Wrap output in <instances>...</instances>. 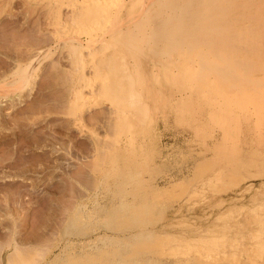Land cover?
<instances>
[{
  "label": "rangeland",
  "instance_id": "374dc122",
  "mask_svg": "<svg viewBox=\"0 0 264 264\" xmlns=\"http://www.w3.org/2000/svg\"><path fill=\"white\" fill-rule=\"evenodd\" d=\"M45 2L49 0H0V131L6 121L13 128L21 119L35 135L48 136L56 146L40 147L34 134L22 136L18 130H8L12 138L0 139V157L7 144L20 145L0 162V264H49L54 256H59L58 264H109L107 256L82 249L94 241L103 245L107 237L117 238V252L126 256L135 252L143 260L139 264H145L146 253L151 256L149 264H226L238 249L241 255L250 252L253 234L264 230V136L252 138L254 131L244 126L231 132L227 143L210 146L207 120L202 118L204 125L198 126L193 119L204 113L199 106L190 110L186 101L174 100L178 87L167 79L172 70L167 66L175 60L166 64L169 58L165 57L171 54L175 59L183 51L162 41L148 45L150 34L132 28H127L129 33L121 35L117 45L110 43L107 49L98 43L92 46L94 54L80 57L86 73L78 81L89 97L70 104L67 99L76 72L67 54H60L62 44H56L54 35L67 37L68 31L61 27L72 18L74 22L82 18L77 11L81 6L78 3L75 11L64 4L60 21H55L52 3ZM123 39L133 42L137 50ZM106 50L113 53L109 66L115 71L93 72V67L106 62ZM36 52H41V64L34 83L12 89L23 82L20 72ZM120 79L124 90L115 82ZM130 94L141 103L136 104ZM107 100L126 106V127L116 122ZM72 115L80 120L81 129L74 126ZM12 174L19 177H9ZM124 194L128 206H114ZM260 213L263 218L257 220ZM138 228L140 235L135 233ZM151 233L164 235L169 242L162 239L158 244ZM150 239L155 241L148 246Z\"/></svg>",
  "mask_w": 264,
  "mask_h": 264
},
{
  "label": "bare ground",
  "instance_id": "6f19581e",
  "mask_svg": "<svg viewBox=\"0 0 264 264\" xmlns=\"http://www.w3.org/2000/svg\"><path fill=\"white\" fill-rule=\"evenodd\" d=\"M49 2L52 3L53 5L52 6L53 11L57 13L56 16H54L56 17L55 21H60V13L62 11L61 7L64 6V4H68L67 6H73V8H75L74 10L76 11L77 8L75 6H77V4L80 3L79 4L81 6L80 9H82L80 10L78 8L79 10H77L81 12L82 18L77 19V22H74L73 18L72 19L70 18L72 21L70 20L69 24L64 23V21H66L65 17L67 16L66 15L67 13L66 14L63 13L64 16L65 15L66 16L63 18V20L64 19L65 20L64 21L62 20L64 24L62 25L61 28L62 29L65 28V30L68 31L66 38L60 37L59 34L54 35L57 41L56 44H60V45L62 44V52H60V54L63 52L67 54V56L69 57L68 59L70 63L74 66V71L76 72L72 78L73 83L71 84L73 87L71 86L69 90L71 95L69 99H67L69 100L70 104L75 105L80 101H84V100L86 101V99L89 97L88 95L89 93L86 94L84 91L83 88L84 85L81 86L82 83L78 81V78L80 80V78L84 77L83 74L86 73L85 63L81 61L83 59L80 57H84L85 54L86 56L92 55V52L94 54V51H91L92 46H97L98 43L104 44V46L107 49L111 48L110 43L111 44L114 43L113 44L114 46L117 45L120 42V36L129 33V31L128 33H126L127 28H132L131 29L132 31L133 29H135L136 31H141V33L143 34L144 32L145 33L148 32V34H150V36L146 38L148 45L153 46L155 44H158V42L162 41L165 44L168 43V46H170L169 48L173 46L175 47V49L178 48L181 51H183V53L180 52L178 56H176L175 53L177 59L176 58L174 59L173 58L174 56H171V54H167V57H165L166 60L169 58L166 64L175 60L174 61L175 63L173 62L174 63L173 66L172 65L171 67L167 66L172 69L171 71H169L170 73L167 79L171 81L173 85L178 87V93L174 94L173 97L175 98L173 97L172 98L174 100L186 101V103L189 105L187 106L189 107L190 110L191 108H195L198 106L200 107L201 111L204 114H196L193 119L197 120L198 126H200L201 124L204 125L203 122L205 121H203V119L207 120L205 124H209V126L208 125L205 126L208 128L210 127V130L206 132L210 140V146L211 145L215 146L219 142H222L224 144L227 143V141L231 140V139L228 140L229 137L231 136L230 135L231 132H233L235 129L240 130L244 126H250L252 131H254V135L252 134L253 135L252 138L259 137L261 135L264 136V0H49ZM49 2L48 3L45 2V3L49 5ZM172 3H174V6H172L171 8L170 6L172 5ZM175 3L177 4L176 6H179L178 10L174 8L176 7ZM49 13L47 11L48 15ZM76 14L77 12L74 15ZM71 17H74L73 14ZM49 20L50 19H48V21ZM129 36L130 35H128V37ZM126 39L132 40L134 38L132 39L126 38ZM142 39H143L142 36L139 35V40L141 41ZM127 40H126V42H128L127 45L130 43L129 47H132L133 42H129ZM165 44L162 47H164ZM60 45L58 46L61 48ZM193 46H195V48ZM191 47L194 48V50L191 49L192 52L190 53L187 52L188 48ZM132 48H135L137 50V47L135 46ZM138 48L142 49L143 47L138 46ZM158 48L161 47L159 46ZM165 48H167L168 50L167 45L164 47L163 51L165 50ZM94 49H96V47ZM172 50L174 51V48H172ZM154 51L157 52L158 50H154ZM105 53L106 55H108V57H105L106 62H103L104 64L101 63L100 66L98 65L97 67H93L94 68L93 72H96V70L105 71V68L108 69V73L115 71L114 70L115 68L113 69L111 65L109 66V64L112 63L113 61V58L110 57L113 55V53H110L108 50H106ZM40 55L41 52H38L37 56H33L34 58L36 57L35 59L31 58L30 56V58L33 59V61H30L29 64L25 65L26 68L20 72L21 73L20 76L24 77V79L22 80L23 82L19 84L17 83L14 86H10L13 87L12 89H14L17 85L24 86L27 85L28 83L29 86L34 83L35 81L34 78L38 75V70L41 64ZM161 56L162 54L159 57L162 58ZM165 59H163V62H165ZM34 61L36 63H34ZM152 65L153 64H151L150 67H152ZM164 65L160 67H165L166 65L165 66ZM119 66L120 68L117 69L118 71L122 68L121 65ZM154 67H156V65ZM156 68H154V70ZM140 70L142 71V68ZM152 70L149 71H151V73L153 74ZM113 77L116 78L115 76ZM113 77L111 79H113ZM148 77L150 76L148 75ZM120 81L121 79L116 80L115 82L116 84L118 83V85H120L121 83ZM153 81L155 80L153 79ZM150 83L152 84L153 82ZM2 84L3 83H0V88H2L3 86ZM136 86L137 85H135V87ZM138 86L141 89V84H138ZM118 88L120 90H124L122 85H120ZM115 90L114 89L112 90V94L114 93L115 96L113 97L116 98L117 94ZM149 90L150 89H148V92ZM107 91L108 90H106L105 94H107ZM132 93L134 92L132 91ZM112 94H110L109 96L112 97ZM130 95H128L129 98L134 96L131 95L130 97ZM138 97H136V99H138ZM52 98H53V94H52ZM133 100H135V98ZM106 102L108 103L109 107L112 109V113L115 115V118L117 119L116 122H118L119 124L122 123L123 125L121 126L126 127L127 123L124 122H126V119H128L129 117L128 116L129 113H127L128 111H126L127 109L126 106L116 105L115 104L116 100L115 101L107 100ZM125 102H127V99H124V103ZM134 102H136V104L138 102L141 103V99L137 101L135 100ZM34 104L36 103L34 102ZM127 104L133 105V102L131 101L129 103L128 101ZM14 106H15L14 104L11 105V107ZM66 106L67 105H65L64 107ZM32 108H33V104H32ZM139 111H141V109ZM74 119H75L73 121L74 126L76 128L78 127V129H81L82 124L80 120H77L76 117ZM20 120L19 122H17L16 126L13 125L14 126L13 128L9 127L8 122L6 121L4 123L5 128L0 131V139L1 138L4 139L5 137L11 136L10 134L7 133L9 131L17 132L16 130H18V132H20L22 136H24L26 132L34 134V129H29L31 127L22 124L23 121L21 122ZM127 129H130L129 124ZM15 132L11 133L14 139L16 138L14 137L16 136ZM40 135L36 133V135L33 136L34 137L33 139L36 141L35 143L36 145H39L40 147L44 146V144L49 145L47 147L48 148L51 147V149L56 147L53 146L54 143L53 139L50 140L51 138H49L48 136H40ZM22 142L25 143V139H23ZM18 146H20L18 142H15V144L13 143V145L10 143L7 144L6 147L7 150L4 154V157H0V162L4 161L6 158L11 156L10 155L11 153L14 154ZM29 148L30 145L27 144L25 149L27 150ZM37 148L39 147L37 146ZM5 177H7V175ZM9 177H19V176H17L16 174H12V176L10 175ZM20 177L25 178V175ZM123 193H127V191ZM126 195L127 194L120 195V197H118V199L115 200L114 206L116 207L128 206L126 205L128 204V199H126L125 197ZM103 197L104 196H102V198ZM104 198L107 199V197ZM262 218H263V213H260V215L257 217V220H260ZM139 228L135 231L136 235H140L143 233L141 232L142 229ZM151 236L158 238L159 240L158 244H161L163 242L162 239H164L166 243L169 242V240L166 239L168 237L164 235L161 236V234L156 235L151 233ZM114 238L107 237L105 241L102 240L103 245L102 243L99 244L97 241L87 243L85 245L83 244L84 246L82 245L83 246L82 249H84V251L93 250L99 252L103 255V258H106L107 256L109 264H139L140 261H143V260L139 261V258L137 257V254H135V252L134 253L132 252L134 255H129V256H126L127 254L124 255L122 253L117 252L115 248L118 246H116L114 243L117 240V238L116 239ZM253 238L255 239L251 241L253 247L251 248L249 246L247 249L250 252H246L244 255H241L240 250L238 249L237 253L233 257L230 256L231 259L227 260L226 264H264V230L261 235L253 234ZM149 241H150L149 244H147L148 246L153 245L154 244L153 241H155V239H150ZM149 253L151 252L149 251ZM221 255H224V253H222ZM257 255H259L258 258H256ZM150 258L151 256L149 254L146 253V255H144L145 264H149L147 262L151 260ZM58 261H59V256H54L49 261V264H58ZM218 261L221 262V259H218ZM222 263L224 262L222 261Z\"/></svg>",
  "mask_w": 264,
  "mask_h": 264
}]
</instances>
